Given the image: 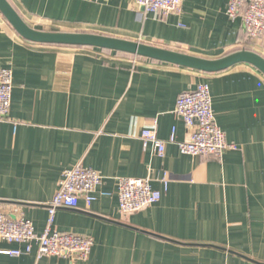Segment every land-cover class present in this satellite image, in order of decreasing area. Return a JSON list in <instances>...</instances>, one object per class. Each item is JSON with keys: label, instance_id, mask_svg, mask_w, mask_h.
Here are the masks:
<instances>
[{"label": "crops", "instance_id": "0c3cea01", "mask_svg": "<svg viewBox=\"0 0 264 264\" xmlns=\"http://www.w3.org/2000/svg\"><path fill=\"white\" fill-rule=\"evenodd\" d=\"M37 29L90 32L209 59L247 49L264 57L228 0H186L181 14L146 12L132 0H9ZM0 66L13 71L12 105L0 121V211L43 232L62 173L80 163L103 182L87 207L58 208L53 228L92 237L87 260L20 256L0 264H264V74L239 63L204 72L130 53L23 38L0 12ZM206 82L227 140L222 160L181 151L188 128L179 95ZM154 120L163 156L141 138ZM175 128L176 142H170ZM121 177L151 178L162 198L122 215ZM168 179L165 189L164 178ZM107 192L108 195L102 194Z\"/></svg>", "mask_w": 264, "mask_h": 264}, {"label": "built area", "instance_id": "2783aa9c", "mask_svg": "<svg viewBox=\"0 0 264 264\" xmlns=\"http://www.w3.org/2000/svg\"><path fill=\"white\" fill-rule=\"evenodd\" d=\"M186 0H132L146 12H161L163 15L181 14ZM228 14L231 18L243 16L244 26L252 38H264V0H228ZM13 71L0 66V121L5 120L12 105ZM177 116L182 118L188 128V136L178 142L181 151L194 156L206 155L222 160L225 152L236 149L237 145L227 140L225 131L219 126L210 86L206 82L195 88L182 92L175 108ZM158 122L154 120L141 133L145 144H151L158 155L163 156L166 141L158 135ZM170 142H176L173 128ZM103 182V176L95 169L85 167L82 163L65 169L60 185L48 205L49 220L46 229L38 233L34 223L23 213L11 216L0 211V241L9 244H24V250L4 249L2 252L11 256H20L32 251L33 244L38 245V257L53 255L87 260L91 254L94 239L75 233L61 232L53 228L55 212L58 208H79L84 200L89 207L97 197ZM165 189L168 179H163ZM119 185V208L122 215L142 210L158 202L162 192L153 188L151 178L121 177ZM108 195L107 192H102Z\"/></svg>", "mask_w": 264, "mask_h": 264}, {"label": "water", "instance_id": "95a60500", "mask_svg": "<svg viewBox=\"0 0 264 264\" xmlns=\"http://www.w3.org/2000/svg\"><path fill=\"white\" fill-rule=\"evenodd\" d=\"M0 12L23 38L39 44L86 46L120 51L209 73L220 72L239 63H248L264 74V57L255 51L247 49L233 52L222 58L209 59L108 35L37 29L24 20L9 0H0Z\"/></svg>", "mask_w": 264, "mask_h": 264}]
</instances>
